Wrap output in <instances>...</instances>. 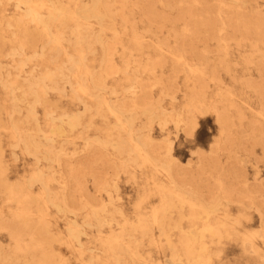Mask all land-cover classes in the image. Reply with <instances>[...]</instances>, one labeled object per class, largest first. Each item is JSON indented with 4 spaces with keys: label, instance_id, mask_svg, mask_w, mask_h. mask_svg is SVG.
Here are the masks:
<instances>
[{
    "label": "rangeland",
    "instance_id": "rangeland-1",
    "mask_svg": "<svg viewBox=\"0 0 264 264\" xmlns=\"http://www.w3.org/2000/svg\"><path fill=\"white\" fill-rule=\"evenodd\" d=\"M263 216L264 0H0V264H264Z\"/></svg>",
    "mask_w": 264,
    "mask_h": 264
},
{
    "label": "bare ground",
    "instance_id": "bare-ground-1",
    "mask_svg": "<svg viewBox=\"0 0 264 264\" xmlns=\"http://www.w3.org/2000/svg\"><path fill=\"white\" fill-rule=\"evenodd\" d=\"M230 212H231V208H228V215L230 214ZM262 222H264V216L262 217ZM245 235H247V234H245ZM248 237H245V236H243L242 238H241V241L242 242H244L246 239H247ZM246 244H247V250H251V251H259V250H261L257 245H255V243L254 242H252V241H250V240H246ZM264 243H262L261 245H263Z\"/></svg>",
    "mask_w": 264,
    "mask_h": 264
}]
</instances>
